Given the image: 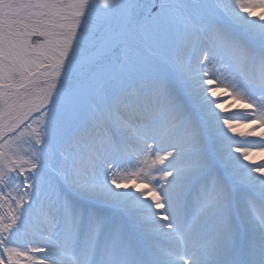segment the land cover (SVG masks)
<instances>
[{
	"label": "snow or ice",
	"instance_id": "6c2138e0",
	"mask_svg": "<svg viewBox=\"0 0 264 264\" xmlns=\"http://www.w3.org/2000/svg\"><path fill=\"white\" fill-rule=\"evenodd\" d=\"M0 264H264V0H0Z\"/></svg>",
	"mask_w": 264,
	"mask_h": 264
},
{
	"label": "bare ground",
	"instance_id": "6f19581e",
	"mask_svg": "<svg viewBox=\"0 0 264 264\" xmlns=\"http://www.w3.org/2000/svg\"><path fill=\"white\" fill-rule=\"evenodd\" d=\"M221 95H222V97H223L224 94H221ZM221 102H222V103H225L226 107L231 103V101H229L226 97L223 98V99H221ZM227 112H228L229 115L234 116V117H236V118H240V116L242 115V114L239 113L236 109H234V108H230V107L227 108Z\"/></svg>",
	"mask_w": 264,
	"mask_h": 264
}]
</instances>
